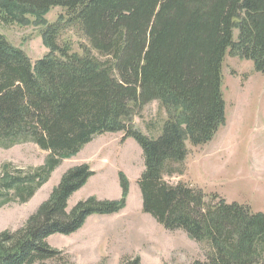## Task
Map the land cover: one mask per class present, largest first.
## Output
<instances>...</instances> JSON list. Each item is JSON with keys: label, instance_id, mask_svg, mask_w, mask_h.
<instances>
[{"label": "trees", "instance_id": "obj_1", "mask_svg": "<svg viewBox=\"0 0 264 264\" xmlns=\"http://www.w3.org/2000/svg\"><path fill=\"white\" fill-rule=\"evenodd\" d=\"M54 6L64 13L49 23ZM0 22L41 27L48 48L33 64L0 32V147L33 142L48 152L26 170L2 164L0 208L27 202L94 136L123 132L142 149V210L202 245L204 258L190 264H264V213L165 180L183 174L187 142L204 145L225 124L226 55L264 73V0H0ZM69 29L86 39L81 52L62 38ZM152 101L167 114L156 138L133 122ZM93 174L87 163L69 168L21 227L0 231V264H69L47 238L77 231L92 214L118 212L128 194L120 173L121 198L90 196L68 209ZM121 264L142 262L133 255Z\"/></svg>", "mask_w": 264, "mask_h": 264}, {"label": "rangeland", "instance_id": "obj_2", "mask_svg": "<svg viewBox=\"0 0 264 264\" xmlns=\"http://www.w3.org/2000/svg\"><path fill=\"white\" fill-rule=\"evenodd\" d=\"M63 13L62 7L54 6L45 18L52 23ZM40 31L41 27L32 24L0 22V32L21 47L33 64L48 52ZM237 35L235 28V40ZM62 38L69 39L72 49L78 52L82 51V44H87L80 33L70 29ZM222 74L225 124L204 145L192 146L187 142L183 174L165 176V180L173 184L183 181L201 188L207 195L217 194L228 203L246 204L254 212L264 213V73L256 71L251 60L227 54ZM166 115L161 104L152 101L134 116L133 122L142 133L156 138L162 132ZM122 137L123 132L98 134L75 156L63 159L27 202L0 208V231L21 227L48 198L66 170L87 163L94 174L70 196L68 209L90 196L121 198L120 173L127 178L128 194L118 212L97 214V218L88 216L77 231L69 235L54 233L47 238L52 247L62 251L69 264H121L124 257L133 255H141L144 264H161V261L190 264L202 260L204 253L199 242L181 229H166L141 210L138 179L144 170L142 149L134 138L122 140ZM47 154L33 142L0 147V172L4 163L25 170L39 166ZM102 216L105 219L101 220ZM88 247L93 248V255Z\"/></svg>", "mask_w": 264, "mask_h": 264}, {"label": "crops", "instance_id": "obj_3", "mask_svg": "<svg viewBox=\"0 0 264 264\" xmlns=\"http://www.w3.org/2000/svg\"><path fill=\"white\" fill-rule=\"evenodd\" d=\"M142 210V209H141ZM143 212V211H142ZM96 216H98L97 214H92L91 216H89V217H93V218H97ZM110 218V217H109ZM111 218H113V217H111ZM101 220H103V219H105V218H103V216H102V218H100ZM102 241L100 240V241H98V243H97V245L99 244L100 245V243H101ZM89 249H87L88 250V252L89 253H91V255H93V248L90 250V247H88ZM140 255V254H139ZM140 257H141V261H142V264H144V262H143V259H142V256L140 255ZM161 264H163V261H161Z\"/></svg>", "mask_w": 264, "mask_h": 264}]
</instances>
